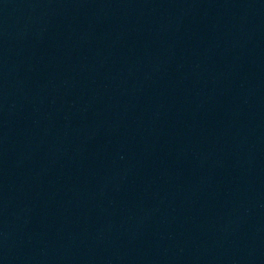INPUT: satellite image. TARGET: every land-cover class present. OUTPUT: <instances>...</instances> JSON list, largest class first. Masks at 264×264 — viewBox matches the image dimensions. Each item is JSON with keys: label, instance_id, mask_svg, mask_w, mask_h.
<instances>
[{"label": "water", "instance_id": "95a60500", "mask_svg": "<svg viewBox=\"0 0 264 264\" xmlns=\"http://www.w3.org/2000/svg\"><path fill=\"white\" fill-rule=\"evenodd\" d=\"M0 264H264V0H0Z\"/></svg>", "mask_w": 264, "mask_h": 264}]
</instances>
